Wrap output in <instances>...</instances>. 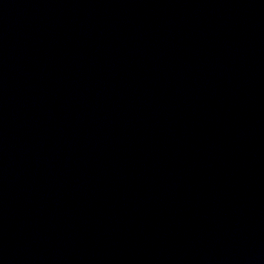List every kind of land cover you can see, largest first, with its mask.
I'll list each match as a JSON object with an SVG mask.
<instances>
[{"label":"water","instance_id":"water-1","mask_svg":"<svg viewBox=\"0 0 264 264\" xmlns=\"http://www.w3.org/2000/svg\"><path fill=\"white\" fill-rule=\"evenodd\" d=\"M0 264H264V0H0Z\"/></svg>","mask_w":264,"mask_h":264}]
</instances>
